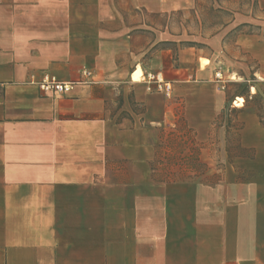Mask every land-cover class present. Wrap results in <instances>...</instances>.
Returning a JSON list of instances; mask_svg holds the SVG:
<instances>
[{
    "label": "crops",
    "instance_id": "0c3cea01",
    "mask_svg": "<svg viewBox=\"0 0 264 264\" xmlns=\"http://www.w3.org/2000/svg\"><path fill=\"white\" fill-rule=\"evenodd\" d=\"M255 1L224 6L228 20L180 46L130 12L185 0H0V264H264V124L235 98L234 153L224 127L215 131L227 101L214 74L232 51L264 78ZM137 65L161 72L171 95L132 81ZM82 69L95 81L67 94L30 82L41 71L74 82ZM179 102L197 164L159 157ZM211 140L233 160L205 162Z\"/></svg>",
    "mask_w": 264,
    "mask_h": 264
},
{
    "label": "rangeland",
    "instance_id": "374dc122",
    "mask_svg": "<svg viewBox=\"0 0 264 264\" xmlns=\"http://www.w3.org/2000/svg\"><path fill=\"white\" fill-rule=\"evenodd\" d=\"M178 1L181 4L183 0ZM253 1L254 0H231L226 2L223 0H185V2H183V4L186 5L185 7H178V9L173 11L169 10L164 13H145V11L141 9H135V11L132 10L130 14L132 15V19H139V23H152V25L154 24L159 27L167 26L168 31L173 37H178L179 45L185 46L188 42H195L197 37L208 36L216 29V26L229 19L228 15L220 11L221 9L223 10L224 6L245 9ZM263 14L264 13H262V15ZM163 44L173 50L171 62H174L176 60V48L174 43L167 41ZM255 70L256 63L248 54L234 51H232L231 61L221 70L223 74L222 79H224L223 84L225 86L227 104L217 115L215 120V131L218 127H224L227 137L226 147L230 153H234L235 151L236 130L240 126L237 117L241 111L235 108V106L240 107L245 104V107L252 109L264 124V78L258 77L255 74ZM251 87H254V93L250 92ZM240 96H242L244 100ZM231 100H235V106H233V101ZM176 101L177 100H175V102ZM180 106V102L174 106V114L179 116L178 125L173 128L175 135H168L163 142L164 144L160 145L162 150H160L159 157L162 156V152L167 153V151H169L170 155H173L172 158L174 162L197 164L199 157L194 153H196L195 150L199 151V148L198 146H194L191 142L190 135L187 133L180 120ZM169 131L170 130H168V132ZM209 144V149L206 150V153L209 154V158L208 160L205 158V162L209 161L213 164H219L224 163L225 160L228 162L233 160V156H230L229 152H227L226 157L224 155H219L221 148L218 145V140H211ZM189 149L191 152L194 151L192 156H186L187 153L190 152ZM164 158L167 159V161L171 160L170 156H165Z\"/></svg>",
    "mask_w": 264,
    "mask_h": 264
},
{
    "label": "built area",
    "instance_id": "2783aa9c",
    "mask_svg": "<svg viewBox=\"0 0 264 264\" xmlns=\"http://www.w3.org/2000/svg\"><path fill=\"white\" fill-rule=\"evenodd\" d=\"M214 76L217 80L222 79L219 71L215 72ZM94 81L93 73L88 69H82L81 79L74 82L60 80L48 71H41L37 76L32 75L30 79V82L35 84L45 94H67L75 83L88 84ZM140 81L145 83L148 92L162 93L166 97H169L172 93L171 82L166 80L161 72L142 74Z\"/></svg>",
    "mask_w": 264,
    "mask_h": 264
},
{
    "label": "bare ground",
    "instance_id": "6f19581e",
    "mask_svg": "<svg viewBox=\"0 0 264 264\" xmlns=\"http://www.w3.org/2000/svg\"><path fill=\"white\" fill-rule=\"evenodd\" d=\"M203 64L207 65V62H204ZM142 73H143L142 67L140 65H137L130 73L131 80L139 81L141 79Z\"/></svg>",
    "mask_w": 264,
    "mask_h": 264
},
{
    "label": "trees",
    "instance_id": "16d2710c",
    "mask_svg": "<svg viewBox=\"0 0 264 264\" xmlns=\"http://www.w3.org/2000/svg\"><path fill=\"white\" fill-rule=\"evenodd\" d=\"M256 1L254 0V5H255ZM221 12H223L224 14L228 15L229 17L231 16V12L227 11V10H220ZM237 30H239V27L237 28ZM188 44H192V45H197L198 43L195 42H188Z\"/></svg>",
    "mask_w": 264,
    "mask_h": 264
}]
</instances>
